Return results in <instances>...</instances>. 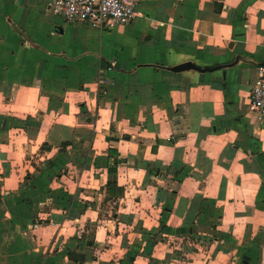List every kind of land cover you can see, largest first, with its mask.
I'll use <instances>...</instances> for the list:
<instances>
[{"label":"crops","instance_id":"crops-1","mask_svg":"<svg viewBox=\"0 0 264 264\" xmlns=\"http://www.w3.org/2000/svg\"><path fill=\"white\" fill-rule=\"evenodd\" d=\"M50 2L0 0V264H264V0Z\"/></svg>","mask_w":264,"mask_h":264},{"label":"built area","instance_id":"built-area-1","mask_svg":"<svg viewBox=\"0 0 264 264\" xmlns=\"http://www.w3.org/2000/svg\"><path fill=\"white\" fill-rule=\"evenodd\" d=\"M143 0H51L49 8L66 22L111 30L124 27L137 16ZM249 109L264 116V67L251 91Z\"/></svg>","mask_w":264,"mask_h":264},{"label":"water","instance_id":"water-1","mask_svg":"<svg viewBox=\"0 0 264 264\" xmlns=\"http://www.w3.org/2000/svg\"><path fill=\"white\" fill-rule=\"evenodd\" d=\"M190 69L201 70L196 65H194L193 63H190V62L181 64L179 66L172 68V70L175 72H181V71L190 70Z\"/></svg>","mask_w":264,"mask_h":264}]
</instances>
